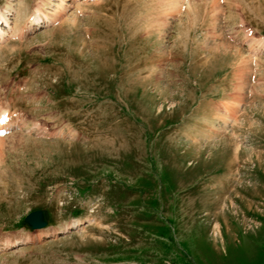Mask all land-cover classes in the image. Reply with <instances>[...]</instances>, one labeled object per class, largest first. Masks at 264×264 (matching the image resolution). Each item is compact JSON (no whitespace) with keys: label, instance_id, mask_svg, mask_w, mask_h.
Wrapping results in <instances>:
<instances>
[{"label":"rangeland","instance_id":"1","mask_svg":"<svg viewBox=\"0 0 264 264\" xmlns=\"http://www.w3.org/2000/svg\"><path fill=\"white\" fill-rule=\"evenodd\" d=\"M58 1L0 0L52 17L0 42V248L81 223L0 264H264V0Z\"/></svg>","mask_w":264,"mask_h":264},{"label":"bare ground","instance_id":"2","mask_svg":"<svg viewBox=\"0 0 264 264\" xmlns=\"http://www.w3.org/2000/svg\"><path fill=\"white\" fill-rule=\"evenodd\" d=\"M64 5H65L64 0H59L53 8L49 9V11L59 12L61 10L62 6H64ZM38 7H39V4L36 3L34 6V11H33L32 15L30 16L29 20L27 21V23L24 25V28L22 29V31L18 30V28H20V26H18L16 22L14 23V25L13 24L11 25L10 24L11 21L8 20L9 17L7 16V14L11 13V10H12L11 6L7 5L4 7H0V9L2 11V15L4 16V17L1 16V11H0V40L4 39L6 36H15L16 34H19V33H25V32L32 31L33 29L36 28L37 25L38 26L45 25V24L49 23L50 21H52L51 20L52 17L45 12H40V10H38ZM5 10H7V11H5ZM5 27H7L8 30ZM9 28H11V30H9ZM11 117H12L11 115L7 114V111H5L4 109H0V126L1 125L6 126L9 124L14 125L15 123H17L16 118H11ZM2 137H5V136H0V139ZM79 224H80L79 220L74 219L70 223H68L67 225H63L60 228H58L57 230L53 229V230L40 231L37 234H35L34 236H23V237L13 236L12 237L13 239L11 238L12 240L11 239H5L3 242V247H1V248H5L7 246L18 244L21 242L32 241V240H36V239L39 240L43 236H48L50 234H54L55 232L60 231V230L65 231V230H68V228L79 226ZM218 229H219V227L217 226L216 232L218 231ZM9 240H11V241H9Z\"/></svg>","mask_w":264,"mask_h":264},{"label":"water","instance_id":"3","mask_svg":"<svg viewBox=\"0 0 264 264\" xmlns=\"http://www.w3.org/2000/svg\"><path fill=\"white\" fill-rule=\"evenodd\" d=\"M29 229L41 228L47 224L48 212L44 208L34 209L23 218Z\"/></svg>","mask_w":264,"mask_h":264}]
</instances>
